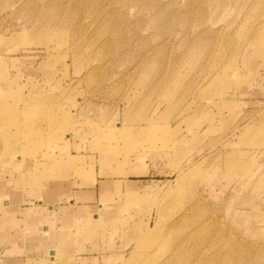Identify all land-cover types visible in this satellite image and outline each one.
I'll list each match as a JSON object with an SVG mask.
<instances>
[{"label":"rangeland","instance_id":"obj_1","mask_svg":"<svg viewBox=\"0 0 264 264\" xmlns=\"http://www.w3.org/2000/svg\"><path fill=\"white\" fill-rule=\"evenodd\" d=\"M9 78L30 83L0 98L6 231L15 163L48 180L56 145L157 180L107 187L18 264H264V0H0Z\"/></svg>","mask_w":264,"mask_h":264},{"label":"crops","instance_id":"obj_2","mask_svg":"<svg viewBox=\"0 0 264 264\" xmlns=\"http://www.w3.org/2000/svg\"><path fill=\"white\" fill-rule=\"evenodd\" d=\"M7 81V88L0 87V98L2 95L12 96L17 92L18 87L23 89L30 83L18 81L16 85L12 78ZM175 128V126H170V130L174 131ZM193 137L195 138L196 135ZM181 141L182 138H177L171 141V145L168 144L169 150H173V152L169 151V158L175 157L176 145L181 144ZM48 156L59 159L54 160L55 163L51 164V166H55L54 171L58 173L50 176L49 179L47 178L48 180L32 179V170L36 159L32 162L25 158L23 163L18 159L15 163L16 166H14V181H19L22 192L17 190V193L13 197L11 196L10 202H6V205H11L9 210L13 211L14 214L9 223L11 228L6 231L5 226H0L2 228L0 230V254H11L13 250L14 256L12 258L14 259L9 262L14 264L20 263V256L24 255L25 252L26 256L30 255L27 252L36 247H47V251L50 253L62 248L69 236L65 228L72 227L75 222H81V219L86 221L88 216L83 217L81 214L90 210L92 205L89 204L91 202L97 198L101 199V194L106 191L107 187H114L117 182H122L121 186H125L127 193L139 183L142 185L143 182L157 181L156 179L153 180L149 169H145L146 171L143 172L138 161L135 165V157L128 156L122 159L128 163H134L141 171L137 174L129 173L131 171L129 164L126 169L122 165L120 166L122 172V170L119 171V166L115 167L111 162L108 164L107 159L104 160V164L97 167L95 154H82L79 148H72L71 143L54 146L49 150ZM119 162L122 163L121 160ZM83 168L87 173L83 171ZM78 173H81L83 178ZM101 173L104 175H100ZM121 173L129 174L123 176ZM45 209L47 214L43 212ZM51 223L54 225H49ZM0 264H2L1 261Z\"/></svg>","mask_w":264,"mask_h":264}]
</instances>
